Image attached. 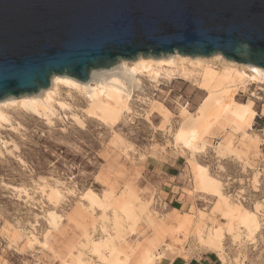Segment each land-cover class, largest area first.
Returning <instances> with one entry per match:
<instances>
[{"label":"rangeland","instance_id":"obj_1","mask_svg":"<svg viewBox=\"0 0 264 264\" xmlns=\"http://www.w3.org/2000/svg\"><path fill=\"white\" fill-rule=\"evenodd\" d=\"M142 81L141 89L135 91L131 102L133 113L126 114L114 129L86 118L82 112L86 106L84 98L65 87L59 90L57 99L68 103L72 111L57 108L53 125L31 112L20 109L9 112L10 124L0 125V228L10 225L16 230L34 231L42 240L43 235L50 232L46 214L55 210L64 217L65 233L61 235L51 230L50 243L58 254L64 255L82 234L80 227L67 221L80 193L91 188L102 195L109 186L115 187L120 196L129 192V198H132L139 193L143 200L152 201V208L161 216L172 213L173 209L191 214L200 209L222 224L224 220L214 210L216 200L193 192L188 162L191 152L175 146L173 139L175 130L180 129L195 139L205 137L208 141L205 152H197L196 158L224 181L227 193L240 197L249 209L256 202L264 203V89L250 86L247 93H241L228 107L229 112L234 106L242 110L247 107L253 133L260 138L258 147L249 150L242 159L221 158L215 153V147L224 135L215 124L218 112L204 102L205 94L194 83L184 79L162 80L155 86L147 78ZM252 93L256 97L251 96ZM230 95L226 94L224 102L219 103L220 111ZM146 99L166 105L173 113L170 124L163 126V119L157 113L148 115L150 108ZM183 110L189 113L182 124L179 116ZM72 113L78 115L83 124H78ZM115 133L122 137V142L113 143ZM3 142L7 143L6 148ZM120 149L127 151L129 157ZM256 172L259 173L257 182L254 179ZM44 180L51 185L58 182L60 188L65 192L72 190L74 195L66 193L65 200L54 209L37 194ZM14 187L27 190L33 200L20 199ZM261 220L262 227L253 242H244V235L243 243H235L230 236H225L224 247L231 263L240 264L238 259L242 260L241 264H264V218ZM149 234L148 230L130 240L139 238L141 241ZM99 237L96 233L95 238ZM176 239L177 247L183 246L187 250L181 251L182 256L186 254L185 259L189 254L203 251L194 236L186 240L179 234ZM164 240L171 242L167 237ZM0 264H60V261L49 251L26 248L24 240L11 245L7 233L0 231Z\"/></svg>","mask_w":264,"mask_h":264},{"label":"bare ground","instance_id":"obj_2","mask_svg":"<svg viewBox=\"0 0 264 264\" xmlns=\"http://www.w3.org/2000/svg\"><path fill=\"white\" fill-rule=\"evenodd\" d=\"M143 78H147L155 86H159L162 80L171 82L184 79L194 83L205 94L204 102L218 112L215 124L220 133L224 134L222 141L215 147L218 157L234 156L242 159L249 150L258 147L260 138L253 133L247 107L242 110L234 106L231 112L228 107L241 93H247L250 86H256L258 90L264 89V68L227 60L220 53L210 58H192L177 53L160 58H143L140 55L136 60H120L110 69L93 70L87 82L68 75H53L47 89L32 95L25 94L18 98L9 96L0 100V125L10 124L9 112L17 109L34 113L52 124L57 108L72 111L68 103L57 99L59 90L65 87L84 98L86 106L82 112L86 118L98 120L114 129L126 114L133 113L131 102L135 91L141 89ZM226 94L231 95L220 111L218 105L224 102ZM251 96L256 97V94L252 93ZM145 103L150 108L148 115L151 112L157 113L163 119V126L170 124L173 113L166 105L153 99H146ZM188 113L187 110L182 111L179 116L180 123L187 120ZM72 114L78 124H83L78 115ZM173 139L175 146L191 152L188 162L192 173L193 192L216 200L214 210L224 220L222 224L200 209L192 214L173 209L172 213L161 216L152 208V201L143 200L139 193L132 198H129V192L121 193L120 196L115 187L109 186L102 195H98L91 188L80 193L67 221L80 227L82 234L80 240L70 246L64 255L58 254L50 243L51 230L61 235L65 233L64 217L55 210L46 214L50 232L43 235L42 240L34 231L16 230L10 225H4L0 231L7 233L11 245L24 240L26 248L38 247L41 251H49L55 259H59L60 264H160L168 254L182 255L181 251L187 252L186 248H179L175 244L179 234L184 235L186 240L190 236L196 237L202 249L218 253L221 264H233L225 251V236H230L235 243H243V235L246 239L244 242L255 241L262 227L264 203L256 202L253 208H247L240 197L235 198L226 192L224 181L217 174H212L207 165L198 161L196 153L206 150L205 144L208 141H205V137L195 139L180 129L175 130ZM113 141L115 144L122 142V137L115 133ZM3 143L6 148L7 143ZM123 155L129 157L127 151ZM258 176L259 173L256 172L255 182ZM45 181L39 185L37 194L54 206V209L63 201L66 193L74 195V191L65 192L60 188L58 182L51 185ZM14 191L20 199L24 197L26 201L33 200L27 190L14 187ZM148 230L151 234L144 236L143 240H130L132 236H141ZM96 233L100 235L97 239ZM166 237L170 239V243L165 242ZM237 262L241 264L242 260L237 259Z\"/></svg>","mask_w":264,"mask_h":264},{"label":"water","instance_id":"obj_3","mask_svg":"<svg viewBox=\"0 0 264 264\" xmlns=\"http://www.w3.org/2000/svg\"><path fill=\"white\" fill-rule=\"evenodd\" d=\"M174 53L264 68V0H0V100Z\"/></svg>","mask_w":264,"mask_h":264},{"label":"crops","instance_id":"obj_4","mask_svg":"<svg viewBox=\"0 0 264 264\" xmlns=\"http://www.w3.org/2000/svg\"><path fill=\"white\" fill-rule=\"evenodd\" d=\"M201 248V247H200ZM202 249V248H201ZM200 253V252H199ZM189 254V258L185 259L184 256L175 254L174 257H166L165 260L160 264H221V259L218 256V253L211 250H205L199 254ZM191 255V256H190Z\"/></svg>","mask_w":264,"mask_h":264}]
</instances>
